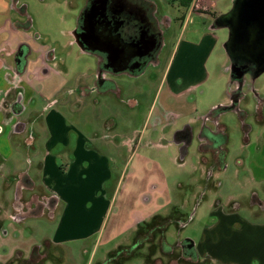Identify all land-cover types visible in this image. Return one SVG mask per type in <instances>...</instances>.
I'll use <instances>...</instances> for the list:
<instances>
[{
    "label": "rangeland",
    "instance_id": "1",
    "mask_svg": "<svg viewBox=\"0 0 264 264\" xmlns=\"http://www.w3.org/2000/svg\"><path fill=\"white\" fill-rule=\"evenodd\" d=\"M12 1L17 10L28 14L25 23L32 27L33 41L54 51L55 58L49 65L59 73L51 72L43 82L31 75L39 92L33 94L21 116L27 118L32 111L45 113L44 109L49 108L60 112L69 130L62 144L46 147L48 135L32 117L33 112L26 132L12 134L8 127L0 135V264H30L27 260L33 248L44 245L45 240L51 241V247L40 248L39 257L33 261L39 262L33 264H122L127 255L129 259L123 264H215L201 259L197 248L206 229L218 223L219 213L236 211L233 214L250 224H264V73L255 79L250 74L245 76V99L239 107L250 115L243 117L234 110L220 112L219 119L226 125L230 140L226 142L223 137L228 151L221 155L215 169L208 171L200 161L198 137L187 157L180 160L178 147L169 142L170 130L175 126L163 123L154 127L155 114L161 112L163 103L176 111L184 103L167 100L164 86L166 68L178 40L183 45L198 42L201 28L208 22L193 15L185 24L186 7L150 0L157 16L167 17L170 23L161 63H151L141 74L108 73L111 82L107 86L111 88H107L97 81L102 68L99 55L83 52L70 33L80 24L88 0ZM222 1L219 7L225 10L226 1ZM9 2L0 0V5ZM6 17L0 15V25ZM213 33L218 38L217 47L196 66V71L206 66L209 76L186 95V101L195 102L201 113L218 100H226L233 88L230 58L224 47L229 30L222 27ZM80 76L89 87L83 89L86 95L78 96L77 90H69L77 88ZM62 79L65 87L57 92L55 85ZM181 85L187 89V83ZM40 90H47L50 98ZM183 125L184 120H180L176 126ZM79 137L87 139L86 146L107 160L110 178L100 190L106 201L102 206L93 199L81 204L83 218L74 227L84 235L60 243L56 242L57 234L67 232L70 226L60 219L66 204L62 202L54 212L42 203L44 209H29L33 191L22 175L16 179L10 175L29 174L35 181V191L44 196L39 162L49 152L62 173L69 171L67 163ZM126 140L127 145L122 143ZM204 155L209 157V153ZM61 161L67 164L65 168L59 165ZM206 161L209 167L211 161ZM18 195L23 203L15 209ZM187 239L194 242L195 250L186 255ZM244 243L238 250L241 256L246 249L257 246L247 239Z\"/></svg>",
    "mask_w": 264,
    "mask_h": 264
},
{
    "label": "crops",
    "instance_id": "2",
    "mask_svg": "<svg viewBox=\"0 0 264 264\" xmlns=\"http://www.w3.org/2000/svg\"><path fill=\"white\" fill-rule=\"evenodd\" d=\"M148 1L156 8L153 2ZM225 1V10L219 7L220 2H223L222 0H193L187 8V13L183 16L184 23L187 22L188 17L193 15L208 23H205L201 28L198 42L183 45V41L178 40L176 50L166 68L164 77L166 85L164 86L167 100H179L184 103L181 105V109L179 108L177 111L168 109L167 102L163 103L161 112L155 114L153 121L155 128L163 125V123L175 126V129L170 130L172 139H169V142L178 147L180 160L187 157L190 146L195 137H198L200 161L206 164L208 171L211 168H217L220 165L221 155L225 156L228 151L224 145L223 137L226 136V142L230 140L226 125L220 119L217 122H212L209 115L214 109L228 105L229 97L224 101L218 100L201 113L195 102L186 101V95L196 87V84L201 83L209 76L206 66H203V70L200 69L199 71H196V66L204 58L205 60L209 58L211 51L218 45V38L213 33L219 28L214 27L215 20L227 13L234 2V0ZM0 15L7 16L5 22L0 25V135L7 131L8 127L11 128L12 134H23L28 130V121L34 111L27 118H22L21 114L26 110L27 104L33 100V94L39 92L30 79L31 75L43 82L51 77V72L58 75L59 73L54 72L49 65L55 58L54 51L46 50L44 46L39 47L33 41L32 27L25 23V18L28 16L25 11L17 10L16 4L10 0L9 3L0 5ZM70 33L73 34V31ZM32 54H35L36 57L32 58ZM106 79L111 81L108 75H106ZM180 83H187V89L181 88ZM65 84L64 79L60 80L55 85V90L58 92L60 89H64ZM76 87L69 92L73 93L77 90L79 96L84 93L83 89L88 88L89 85L82 81L80 76ZM40 93L50 98L51 94L47 90L44 92L40 90ZM86 94L84 93V95ZM44 111L45 113L34 112L35 116L32 117L37 118L40 129L48 135L46 147L56 143L62 144L69 127L61 120L59 111L49 108L44 109ZM180 120H184V127L182 128L176 126ZM196 123L197 126L194 125ZM217 123H219L218 126ZM186 130H190L192 133L190 138L186 137ZM165 134L162 133L163 136ZM212 136L216 138L214 144L218 145L221 150L220 152L217 151L218 156L211 151L213 146L210 144L212 142L210 138ZM122 143L127 145L128 141H122ZM151 143L155 146V143ZM86 145H88L87 139L84 140L79 137L75 140L70 162L67 163L69 171H64L65 173L61 172L56 160L49 152L39 162L40 183L58 198L60 204L62 202L66 204L65 212L60 219H63L62 223L68 222L70 226L67 232L57 234L56 242L76 239L84 235L74 227L79 223V219L83 218L80 212L81 204L84 205V202L93 199L102 206L106 201L100 195V190L103 183L110 178L105 167L108 168L107 160ZM182 150H186L183 159L180 158ZM205 152L209 153V157L204 155ZM208 159L211 161L209 167L206 161ZM61 162L59 165L63 164V161ZM67 164H63L62 167L65 168ZM18 175H22L23 182L28 183L29 186L34 183L32 176L23 172H15L10 177L16 179ZM18 183L19 179L15 186ZM16 189L18 188L16 187ZM234 212L236 211L231 213L222 211L216 216L218 223L215 226L212 224L206 229L207 233L204 234L201 241L202 243L207 242V245L199 244L198 256L201 259H209L215 264H264V224H250L246 219L233 214ZM259 238H261V243L258 245ZM246 239L248 243L257 244V246L253 245L251 249H246V253L241 256L238 254V250L245 244Z\"/></svg>",
    "mask_w": 264,
    "mask_h": 264
},
{
    "label": "water",
    "instance_id": "3",
    "mask_svg": "<svg viewBox=\"0 0 264 264\" xmlns=\"http://www.w3.org/2000/svg\"><path fill=\"white\" fill-rule=\"evenodd\" d=\"M126 9L125 0H88L81 15L84 27L81 30L77 27L73 36L82 51L104 55L103 67L117 73L130 70L135 75L144 66L138 63L131 70L130 63L136 58L155 55L160 39L146 15L141 16L144 24L141 31L136 36L132 35L131 39L126 38ZM214 27L229 30L224 47L230 58L232 80L242 85L246 74L257 78L264 73V0H234L232 8L215 20ZM237 103L238 100L234 99L231 105L223 106V110H233ZM185 155L186 150H182L180 158ZM185 242L187 249L195 248L192 240Z\"/></svg>",
    "mask_w": 264,
    "mask_h": 264
},
{
    "label": "flooded vegetation",
    "instance_id": "4",
    "mask_svg": "<svg viewBox=\"0 0 264 264\" xmlns=\"http://www.w3.org/2000/svg\"><path fill=\"white\" fill-rule=\"evenodd\" d=\"M126 1V7L127 9L125 10V18H126V23L124 26V36L126 38L131 39V36H136L141 29L144 27V24L142 23V15H146V18L150 21V23L153 25V31L156 35L159 36L160 39V47L158 48L157 52L155 53V55H153L150 58H136L134 59L130 65H129V69H133L136 64L140 63L141 67H143L142 71L139 73H143L146 68L151 64V63H155V64H160V55L162 53L163 47H164V42H165V37H166V33H168V29H166L167 27L170 26L169 23V19L167 17H162L159 18L157 15V8H155L148 0H125ZM136 7L139 9L137 10ZM130 8H134L136 10H130ZM146 9V10H145ZM84 27V23L83 21L81 22L80 20V24L78 25V28L83 29ZM99 57L101 58V63H102V68L98 73V82L103 85L104 87H106L108 84L110 85L109 80L106 79V75L108 73L111 74H121V73H117L114 72L112 69H108L105 68L103 66H105V61H104V55H100L98 54ZM139 60V61H138ZM133 71L130 70H126V72H122V73H126V74H130V75H134L132 74ZM246 76V75H245ZM253 78V77H252ZM245 79V77H244ZM255 79V78H253ZM109 82V83H108ZM233 83V88H231V91L229 93V100H231L230 104L231 105L233 103L234 99L238 100V103L235 105V108L233 109L234 111H237L238 113L241 114V116L246 117L248 115H250V113L247 110L241 109L239 107V105L244 101L245 99V92L243 90L244 88V80L242 85H240L237 81L232 80ZM234 83L236 84V86L234 87ZM110 86H107V88ZM111 88V87H110ZM227 106V105H226ZM224 111L223 110V106L218 107L217 109H214L213 111H211L210 115H209V119L212 122H217L219 119V114L220 112ZM260 113V108L257 110L256 115H259ZM219 123H217L216 125L218 126ZM187 132V138H190L192 136V133L190 132V130H186ZM213 135V134H212ZM210 139H212L210 144H212L211 146H213L211 148L212 153H214L216 156H218L219 154H217V151H221L220 147L216 144H214V140L216 139L215 137H211ZM209 144V145H210ZM218 161V160H217ZM17 220V219H16ZM184 247L186 248V252L185 254L187 255L188 253L190 254V250L187 249V243L184 244ZM195 250V248H194ZM191 254H194L193 251ZM197 256V255H195Z\"/></svg>",
    "mask_w": 264,
    "mask_h": 264
},
{
    "label": "trees",
    "instance_id": "5",
    "mask_svg": "<svg viewBox=\"0 0 264 264\" xmlns=\"http://www.w3.org/2000/svg\"><path fill=\"white\" fill-rule=\"evenodd\" d=\"M166 1L168 3H170V4L177 3V4L181 5V6H184V7L188 8L191 5L193 0H166ZM7 185H8V187L10 186V184H7ZM30 187H29L30 191H33V192H31L32 195H31V197L28 200L29 201L28 204H30V206L28 207L29 209L32 210V209L43 208V207H41L42 206L41 203H42V204H44V207L48 204V209H51L52 212H54V210L57 209V207H59L61 205L59 200H58V198L54 194L46 192V190H45V188H44V186L42 184H40V187H41L40 190H41V192L43 190V193H44V196H42V197H41V193H38L34 189L36 187L35 181H34L33 184L30 185ZM18 196L19 197H18L17 201L15 202V209L21 208L20 206L23 203L21 195H18ZM43 198L45 199L44 201H43ZM34 205H35L36 208H34ZM19 212H22V210H20ZM39 213L40 214H44L42 211L39 212ZM43 244L44 245H41V246L40 245H36L33 248V253H32L33 255H31V257L27 260L28 263H30V264L38 263L39 261H36V262H33V261L36 260L37 257H39V255H38L39 254V249L42 248V247H47V248L51 247V241L50 240H45ZM44 251H47V250H44ZM128 259H129V255L124 257L123 263L127 262Z\"/></svg>",
    "mask_w": 264,
    "mask_h": 264
}]
</instances>
